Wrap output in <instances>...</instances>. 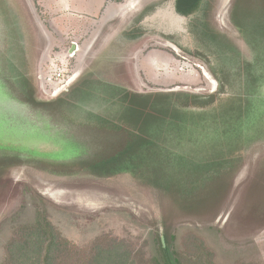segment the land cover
<instances>
[{
  "label": "trees",
  "instance_id": "1",
  "mask_svg": "<svg viewBox=\"0 0 264 264\" xmlns=\"http://www.w3.org/2000/svg\"><path fill=\"white\" fill-rule=\"evenodd\" d=\"M217 1L177 0L172 9L185 18L184 31L149 33L141 23L143 13L116 40L113 52L160 34L204 64L217 83L208 95L141 94L121 84L123 70L101 69L85 75L55 99L42 101L33 78L23 82L14 77L0 51L4 97L0 98V179L24 165L58 175L113 178L129 174L169 199L158 221L166 242L163 245L160 239L157 258L148 259L134 243L116 237H106L89 250L79 249L37 214L36 221L20 226L6 245V264H218L216 253L194 231H186L175 249L168 245L174 213L191 216L216 211L230 177L239 170L241 152L264 141V0H232L228 19L236 37L215 26ZM154 7L152 15L167 14L165 6ZM207 133H236L238 139L223 140L218 157H172L174 146L169 138L178 142L181 136L188 137L191 143ZM254 133L258 137L252 139ZM36 135L58 152L28 148L25 155L16 143ZM234 264L257 263L238 260Z\"/></svg>",
  "mask_w": 264,
  "mask_h": 264
},
{
  "label": "rangeland",
  "instance_id": "2",
  "mask_svg": "<svg viewBox=\"0 0 264 264\" xmlns=\"http://www.w3.org/2000/svg\"><path fill=\"white\" fill-rule=\"evenodd\" d=\"M72 1V12L83 16L48 0H0L3 60L17 79L33 78L40 100L55 99L85 75L101 69L123 70L121 84L141 94L184 91L208 95L217 89L200 60L159 37L148 35L113 53L132 15L150 0H136L132 10L114 19L88 16L92 10L101 11L106 0ZM231 2L218 0L213 17L220 31L236 37L228 19ZM0 98L4 99L1 91ZM221 136H192L197 139L191 143L188 137L181 136L178 142L169 138L174 146L172 157H218L222 143L238 139L236 133ZM250 136L258 137L255 133ZM20 143L16 145L25 155L29 149L58 152L37 135ZM241 154L239 170L230 177L223 198L215 203L216 211L191 216L174 213L169 221L171 249L191 230L205 239L218 264L238 260L264 264V141L244 148ZM206 195L203 193L204 198ZM164 197L159 189L140 184L129 174L98 178L87 173L58 175L29 165L13 168L0 179V264H6L5 247L17 229L34 223L37 214L79 249L89 250L106 237H116L134 243L148 259L157 258L164 237L158 221L169 202Z\"/></svg>",
  "mask_w": 264,
  "mask_h": 264
},
{
  "label": "flooded vegetation",
  "instance_id": "3",
  "mask_svg": "<svg viewBox=\"0 0 264 264\" xmlns=\"http://www.w3.org/2000/svg\"><path fill=\"white\" fill-rule=\"evenodd\" d=\"M176 2H177V0H150L149 2L144 4L139 11H137L136 13H134V15H132L129 22L127 23L129 25L127 29H130L132 27V25L135 23V20L139 16L143 15V13H144L146 15L143 18L141 23L145 26V29L149 33L152 31L153 32L154 31L161 32L163 30H169V31H171L173 29H179L180 30L182 28H183L182 31H184L185 30L184 29L185 24H186L185 18L178 15L175 12V10L172 9L173 4H175ZM154 6H160L159 8H163L165 6L164 10L167 11V14L166 15H160L159 14L157 16L152 15L151 10L152 9L156 10ZM153 36L159 37V38L165 40L166 42L170 43L174 47H176L174 43L162 38L160 36V34H153Z\"/></svg>",
  "mask_w": 264,
  "mask_h": 264
},
{
  "label": "crops",
  "instance_id": "4",
  "mask_svg": "<svg viewBox=\"0 0 264 264\" xmlns=\"http://www.w3.org/2000/svg\"><path fill=\"white\" fill-rule=\"evenodd\" d=\"M136 0H128L125 3L119 2L118 0H106V4L104 7L96 11L92 10V12L88 13V16H91L94 18V16L101 17L103 19L104 16H112V19L118 17L119 15H122L123 13H126V11L132 10L131 7L135 4ZM48 2H54L59 7L61 6L63 10L70 11L71 13H74L76 16L82 15L80 12H72V0H48ZM50 4V3H49ZM83 16V15H82ZM109 22V21H108Z\"/></svg>",
  "mask_w": 264,
  "mask_h": 264
},
{
  "label": "water",
  "instance_id": "5",
  "mask_svg": "<svg viewBox=\"0 0 264 264\" xmlns=\"http://www.w3.org/2000/svg\"><path fill=\"white\" fill-rule=\"evenodd\" d=\"M74 49H75V46L73 45V46H72V49H71V52H72ZM162 243H163V245H165V243H164V237H162Z\"/></svg>",
  "mask_w": 264,
  "mask_h": 264
},
{
  "label": "built area",
  "instance_id": "6",
  "mask_svg": "<svg viewBox=\"0 0 264 264\" xmlns=\"http://www.w3.org/2000/svg\"><path fill=\"white\" fill-rule=\"evenodd\" d=\"M73 55H74V54H73ZM57 77L61 78V77H62V73H59ZM50 78H51V77H50Z\"/></svg>",
  "mask_w": 264,
  "mask_h": 264
},
{
  "label": "bare ground",
  "instance_id": "7",
  "mask_svg": "<svg viewBox=\"0 0 264 264\" xmlns=\"http://www.w3.org/2000/svg\"><path fill=\"white\" fill-rule=\"evenodd\" d=\"M206 75V74H205ZM207 78H209L210 79V77H209V75L207 74Z\"/></svg>",
  "mask_w": 264,
  "mask_h": 264
}]
</instances>
